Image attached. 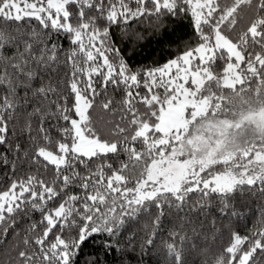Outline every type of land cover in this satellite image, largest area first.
Listing matches in <instances>:
<instances>
[{"label":"snow or ice","instance_id":"snow-or-ice-1","mask_svg":"<svg viewBox=\"0 0 264 264\" xmlns=\"http://www.w3.org/2000/svg\"><path fill=\"white\" fill-rule=\"evenodd\" d=\"M185 18L178 54L131 66L140 24ZM251 198L264 0H0V264H140L160 237L170 264H264Z\"/></svg>","mask_w":264,"mask_h":264},{"label":"trees","instance_id":"trees-1","mask_svg":"<svg viewBox=\"0 0 264 264\" xmlns=\"http://www.w3.org/2000/svg\"><path fill=\"white\" fill-rule=\"evenodd\" d=\"M166 23L168 26L167 36L153 34L152 29L147 23H144L140 24L137 29L142 34L143 39L139 41L133 39L128 44L121 45L125 49V54L130 58V64L134 69L163 63L165 60L178 54V49L182 48L185 42L193 39V30L189 19L185 18ZM116 119H119V117H116ZM247 204L248 207L243 210L238 225L242 233L252 228V225L259 216L260 208L264 204V201L258 198H251L247 200ZM164 238L160 237L157 239L156 243L158 247L146 251L140 264H170L171 257L159 249L161 241ZM9 239L11 240V237ZM211 241L212 237L210 235L209 242ZM97 246L93 245V247ZM136 256L137 258L140 256L139 249ZM186 259L187 264H205V258L195 251L187 255ZM131 264H136V261L133 260Z\"/></svg>","mask_w":264,"mask_h":264}]
</instances>
